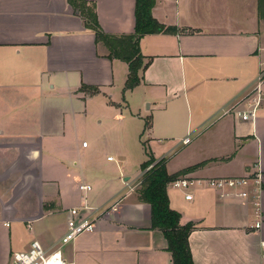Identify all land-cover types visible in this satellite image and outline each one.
<instances>
[{"label":"crops","instance_id":"1","mask_svg":"<svg viewBox=\"0 0 264 264\" xmlns=\"http://www.w3.org/2000/svg\"><path fill=\"white\" fill-rule=\"evenodd\" d=\"M86 1L95 4L103 33L134 32L136 0ZM261 5L264 0H157L152 15L178 32L140 41L148 68L129 92L144 110L146 144L156 160L167 159L170 174L196 167L185 177L200 181L262 175L259 206L253 198L222 197L205 183L186 192L169 185L180 223L196 226L189 236L195 264L263 262L264 100L255 121L222 112L264 73ZM128 75V65L109 58L68 0H0V264H10L14 253L5 228L34 226L31 242L52 251L60 246L71 209L87 204L103 210L115 202L116 211L96 214L94 232L61 248L65 261L173 264L162 231L152 227V207L132 190L147 169L128 177L117 158L108 157L124 179L113 184L73 157L91 143L84 139L73 152L70 147L77 118L97 99L116 108L124 122L131 107L121 97ZM85 87L100 92L91 95ZM192 144L196 160L185 155L183 165L171 167L177 152ZM82 184L91 190L81 191ZM187 194L193 198L186 200Z\"/></svg>","mask_w":264,"mask_h":264},{"label":"trees","instance_id":"2","mask_svg":"<svg viewBox=\"0 0 264 264\" xmlns=\"http://www.w3.org/2000/svg\"><path fill=\"white\" fill-rule=\"evenodd\" d=\"M69 3L80 12L85 20V26L96 35V41L102 43L109 51V58L119 59L125 62L129 68V75L125 83V90H131L139 86L142 81L141 73L147 69L140 41L148 34L176 33V27H166L158 22L152 15V10L157 0H136L135 30L130 35H108L100 28L98 16L95 12V4L90 6L86 0H68ZM264 14V5H261ZM86 88V87H85ZM89 94L97 95L99 88H86ZM149 123L146 122V127ZM141 165V170L145 171L154 163V158ZM191 167L176 174H170L166 169V162L161 161L153 165L140 180V200L152 207L151 224L154 229L162 231L166 242H168V252H171L173 264H195L192 258L189 236L196 226L192 222L182 225V215L170 206L169 185L186 175Z\"/></svg>","mask_w":264,"mask_h":264},{"label":"rangeland","instance_id":"3","mask_svg":"<svg viewBox=\"0 0 264 264\" xmlns=\"http://www.w3.org/2000/svg\"><path fill=\"white\" fill-rule=\"evenodd\" d=\"M125 88L126 85L121 90V97L126 96V103L131 107L124 111V118L122 117L124 122H120L116 108H106L100 103L101 99H97L95 102L97 104L92 106L93 108L77 118L76 134L72 137L73 141L70 144L73 152L75 150L74 145L81 146L82 140L86 139L87 142L91 143V147L86 153L76 152L73 157L81 161L87 171L96 172L99 170L113 184L118 181L120 185L122 175L119 173L117 163L109 162L108 157L117 158L123 173L134 178L138 173H141V164L151 160L153 155L146 144L148 137H146V133L144 134V110L141 106H136L137 95L134 97ZM121 97L119 98L121 99ZM145 107L147 109L148 106ZM185 155H189L191 160H196L194 144L185 150L178 151L177 155L172 158L171 167L177 168L183 165ZM153 157L155 160L153 165L161 161L167 162V159L157 161L154 155ZM185 176L181 175L180 177ZM140 180L134 181L133 187L137 190L141 186ZM74 184L76 181L73 180L71 185ZM27 227L25 224L16 226L13 224L11 229L5 228L6 232L8 231V242L12 243L13 252L29 249L30 242L34 237V226H32V230ZM27 246L29 247L27 248Z\"/></svg>","mask_w":264,"mask_h":264},{"label":"built area","instance_id":"4","mask_svg":"<svg viewBox=\"0 0 264 264\" xmlns=\"http://www.w3.org/2000/svg\"><path fill=\"white\" fill-rule=\"evenodd\" d=\"M263 84L264 73L258 78V84L254 89L244 97L237 99V101H235L230 107L223 109V114L233 113L244 121H255L257 113L264 100V91L262 90ZM190 142L191 136H188L183 143L185 145ZM87 144V142H84L83 146L86 147ZM150 169L151 167L147 169L145 173ZM204 183L207 187L218 191L222 197H240L243 199L253 198L254 204L256 206L260 205L259 200L262 192V175L260 173H256L253 176L221 177L219 179H209L205 181L195 180L189 177H179L173 180L170 185L175 189L186 192L194 185H201ZM134 188L135 187H132V190H134ZM79 189L86 192L90 191L91 187L82 184L79 186ZM250 190H253V195ZM192 198L193 196L191 194L186 195V200H191ZM116 207L117 203L115 202L114 204L105 207L103 210H100V208H90L87 204L82 207L71 209L67 220V230L60 239V246L57 249L52 251L47 250L38 240H34L31 242L27 251H16L12 253L10 256V264H68L63 257L61 248L76 241L84 234L94 232L97 227L96 221L98 216L109 211H116ZM93 214L95 216H93ZM96 214L99 215L97 216ZM259 226L260 223H257V227ZM261 250V257L263 258L262 264H264V241L261 243Z\"/></svg>","mask_w":264,"mask_h":264},{"label":"bare ground","instance_id":"5","mask_svg":"<svg viewBox=\"0 0 264 264\" xmlns=\"http://www.w3.org/2000/svg\"><path fill=\"white\" fill-rule=\"evenodd\" d=\"M111 160V159H110Z\"/></svg>","mask_w":264,"mask_h":264}]
</instances>
